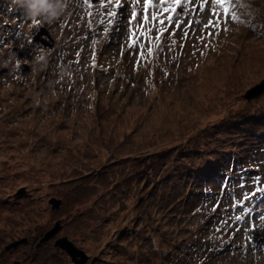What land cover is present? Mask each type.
<instances>
[{"label":"rangeland","instance_id":"obj_1","mask_svg":"<svg viewBox=\"0 0 264 264\" xmlns=\"http://www.w3.org/2000/svg\"><path fill=\"white\" fill-rule=\"evenodd\" d=\"M201 2L142 59L143 0H70L51 24L0 0V54L21 61L0 68V264H264V90L245 97L264 0H232L238 19Z\"/></svg>","mask_w":264,"mask_h":264},{"label":"snow or ice","instance_id":"obj_2","mask_svg":"<svg viewBox=\"0 0 264 264\" xmlns=\"http://www.w3.org/2000/svg\"><path fill=\"white\" fill-rule=\"evenodd\" d=\"M88 2V0H86ZM141 0H132L133 4H140ZM108 3L111 4L112 0H108ZM122 0H115V5L117 8L120 7ZM192 3V0H159L158 3L154 0H143L142 7V16L138 17L137 11L135 8H132L130 12V27L128 29V41L130 47H139V56L143 59L146 56L144 51L145 44L138 43L141 39L151 42L152 32L155 29V40L160 41L164 33L171 31L174 27L177 30L188 26L187 21H181L179 19L180 12L179 9H185L186 5ZM211 4L212 15L219 19L221 16L227 17L231 16L232 19H238L234 12L230 11L232 6V0H202L200 7L205 8L206 5ZM151 9H156V11H150ZM117 12L109 11L108 16L115 17ZM35 24H38V21H34ZM109 23H112L109 20ZM167 23V26L165 24ZM159 25V27H157ZM218 23L214 19H208L205 22L204 28L207 31L209 28L218 27ZM107 31V29H105ZM209 36L212 35V32H207ZM188 33H184L186 37ZM153 48H147V54H152ZM139 65V60L137 61ZM245 200L249 199L248 196L244 197ZM236 219H241L237 217ZM261 221L264 222V216L261 217ZM225 225L227 221L223 222ZM219 231V229H217Z\"/></svg>","mask_w":264,"mask_h":264},{"label":"clouds","instance_id":"obj_3","mask_svg":"<svg viewBox=\"0 0 264 264\" xmlns=\"http://www.w3.org/2000/svg\"><path fill=\"white\" fill-rule=\"evenodd\" d=\"M70 0H11L12 8L20 11L26 20L51 24L62 17L69 7ZM39 18V20H37ZM35 62L44 60L43 55H38ZM21 61L15 53H9L6 57L0 54V68H8L10 72L20 68ZM257 260L260 257H256ZM241 264H246L244 257L240 258Z\"/></svg>","mask_w":264,"mask_h":264},{"label":"water","instance_id":"obj_4","mask_svg":"<svg viewBox=\"0 0 264 264\" xmlns=\"http://www.w3.org/2000/svg\"><path fill=\"white\" fill-rule=\"evenodd\" d=\"M48 45L50 46V44H48ZM263 90H264V80L262 81V83L258 84L257 86H255L252 89H250L249 91H247L245 97H246V99H249L252 96H255V95L259 94ZM19 193H21V191ZM51 202L54 205H57L58 204L57 202H55V200H52ZM57 229H58V226H57V228H55V229L51 230L50 232L46 233L45 236H44V238H43V240H42V242L48 240L53 234H55V232L57 231ZM24 241H26V239H23L21 241H16V242L10 244L7 247V249H10V248L15 247L17 245H20ZM56 246H59L62 249H64L72 257V259H73L74 262H78L79 261V260H76L75 259V257H77V256L81 257V259L83 261L85 260L84 259V254L82 252H79V251L75 250V248L73 247V245L70 242H68L66 238H62V239L57 240L56 241ZM82 260H80V263H81ZM14 264H19V263L18 262H15Z\"/></svg>","mask_w":264,"mask_h":264},{"label":"trees","instance_id":"obj_5","mask_svg":"<svg viewBox=\"0 0 264 264\" xmlns=\"http://www.w3.org/2000/svg\"><path fill=\"white\" fill-rule=\"evenodd\" d=\"M235 104H232L231 106H234Z\"/></svg>","mask_w":264,"mask_h":264}]
</instances>
